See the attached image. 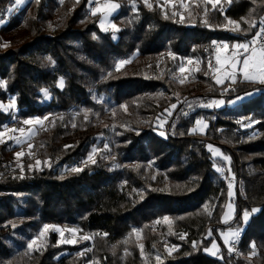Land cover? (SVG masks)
I'll return each mask as SVG.
<instances>
[{
  "label": "trees",
  "instance_id": "obj_1",
  "mask_svg": "<svg viewBox=\"0 0 264 264\" xmlns=\"http://www.w3.org/2000/svg\"><path fill=\"white\" fill-rule=\"evenodd\" d=\"M115 1L113 39L96 14L87 16L88 0H36L20 10L0 0V21L7 18L0 35L9 42L0 45V103L14 96L18 118L55 116L32 139L21 169L9 165L26 145H0V264H264V82L218 84L207 63L215 42L255 36L264 0H181L180 15L158 0ZM179 57L200 60L195 81L171 78ZM120 60L128 62L116 68ZM45 90L52 98L43 104ZM219 99L222 108H197ZM169 110L159 135L156 121ZM9 119L0 108V129ZM197 119L204 133L192 131ZM209 146L228 162L213 159ZM91 154L79 171L69 169ZM214 165L235 179L227 222L229 186ZM44 223L96 234L75 245L48 234L29 252ZM242 228L234 258L219 234ZM213 242L220 258L205 252Z\"/></svg>",
  "mask_w": 264,
  "mask_h": 264
},
{
  "label": "rangeland",
  "instance_id": "obj_2",
  "mask_svg": "<svg viewBox=\"0 0 264 264\" xmlns=\"http://www.w3.org/2000/svg\"><path fill=\"white\" fill-rule=\"evenodd\" d=\"M33 1H36V0H23V2L20 4H16L15 2L14 7L17 8V10H20L22 7H24L25 5ZM158 1L160 2L162 9L166 8L172 14L180 15V12L187 8L186 2H182L181 0H158ZM218 1L219 0L213 1L212 4L215 5ZM145 2L147 3L148 0H145ZM110 5H118L119 7V3L116 2L115 0H88V3L86 4V13L88 17H92L93 15L96 14L98 16L97 26L99 30L101 32H111L113 39H115L117 36L116 32L118 31L119 27L114 23L113 18L118 12V7H116L115 9H112L111 7H109ZM6 19L1 20L2 22H0V27L6 24V21H7ZM113 25L115 26V28L113 27ZM233 25L235 28H237V25H235V23H233ZM261 30H264V16L262 17L258 31L255 34L256 37L258 36ZM0 45L4 48H7L9 46V42L6 39L5 34L0 35ZM261 48L264 49L263 47ZM235 53H237V50L235 51ZM229 56L226 55L225 47L224 48L217 47L215 55L213 54L211 59H207L210 72L212 76L214 77V80L217 83H223L225 81L233 82L237 77H239V75L232 74L229 71H225L223 68H220V66H222L223 64L229 63L230 61ZM127 62H128L127 60L118 61L116 64V68L122 67ZM217 65L219 66L220 71L218 70ZM199 66H200V60L197 58L179 57L176 68L171 73V78H173L174 80L178 82L185 81V80H189L193 82L196 80V73L199 70ZM181 68H183L184 71H180ZM253 69L256 72H260V73H263L264 71V69H262L261 66L255 67ZM61 79L62 78H59L56 82V86L58 90L62 89V87L60 86ZM4 86H5L4 82L0 80V88H4ZM253 93H256V92H253ZM146 96H151V95L146 94L145 97ZM51 98H52V95H50L48 92L47 94H45V91H42L41 98L39 99V101L43 104H46L47 102H49ZM95 101L100 102V99H96ZM223 102H224L223 99L211 100L210 103L205 105V107L216 108L219 106H223L224 104ZM0 108L4 113L10 114V119L0 129V145L3 142H11L12 146H17V147L26 145L25 151L20 150L17 153H15L14 161L12 162V164L9 165L10 169H14V168L21 169L23 155L26 153V154H29L30 156H33L32 153L30 152L32 139L36 136L37 132L44 129L48 123H53L55 116L47 113L42 116L18 118L15 116L16 106H15L14 96H9L5 103H0ZM190 110H193V109L191 108ZM169 115H170V110L165 111L164 115L161 116V118H159L156 121L155 126H156L157 133L159 135L164 134L163 127ZM45 117H47V119H45ZM25 121H32V123L26 124ZM253 124L254 123L246 124L245 128H250ZM206 126L207 124L202 119H197L194 122V128L192 129V131L204 133ZM208 148L210 150V153L213 159L221 158L225 161V164L226 162H228V158L225 159V156L221 154L219 149H216L213 146L211 147L209 146ZM93 157H94V154H91L89 157H87L84 160H80L79 162L71 166L69 169L70 170L81 169L83 166H85V164L92 162L94 160ZM42 165L43 164L39 160L34 159L30 167L31 169L38 170L41 168ZM45 165H47V162L44 164V166ZM214 169L218 174L221 175L223 179L227 181L228 186L231 185V187H229V193H228L229 203L227 204L224 210V214L222 216V221L227 222L232 218L233 213H234L233 199H234L235 179L233 175L229 172V170L226 169V166L224 168V167H217L216 165H214ZM217 169H221L222 171H217ZM65 170L66 168L60 169L61 172H64ZM256 211H257L256 209H251L249 212L250 214L253 215L254 213H256ZM243 215L245 216V214ZM244 220H247V219H244ZM46 225L50 227L48 228L47 231H44ZM240 232H241V229L226 230L224 232H220L223 234L222 241H224L223 243L225 247L227 248L228 252L230 253V255H231L232 244H234L239 238L238 235L234 236L233 234L234 233L239 234ZM41 233H43V235H41ZM48 234H54L59 243L75 245L78 242H82L85 240L92 242L96 233L89 232L86 229L80 228L75 225L59 224V223H44L36 229V232L33 234L31 240L27 242L26 246L29 252H34V251H38L39 249H41L46 239V236H48ZM135 238L137 240V244H139L140 236L138 232L135 234ZM226 240L228 241L227 243L225 242ZM33 241H35V243H33ZM30 244L32 245L31 248L29 247ZM211 247H218V246L215 242H213L211 246L208 249H206L205 252H207V254H209L210 256H214V255L216 256L217 254L211 253V250H210ZM172 250L173 248L171 246H166V248L164 249V253L169 254L172 252ZM87 264H92V262H89Z\"/></svg>",
  "mask_w": 264,
  "mask_h": 264
},
{
  "label": "crops",
  "instance_id": "obj_3",
  "mask_svg": "<svg viewBox=\"0 0 264 264\" xmlns=\"http://www.w3.org/2000/svg\"><path fill=\"white\" fill-rule=\"evenodd\" d=\"M255 39H256V36L253 37L252 39H250L248 42H245V43H233L231 46H228L225 42H215L214 45L215 44H219L221 46V48H224L225 45H227V47H225V49H226V55H228V56L230 55L229 56V60H230L229 63L223 64L222 66H220V68H223L225 71H229L232 74L239 75V77H240L241 80H245V81H261V79L264 78V71H263V73H260V72H256L253 69L255 67L260 66L258 57H257V59L255 61H253V60L250 59V61H249V67L247 69H245L244 66H243L244 59L251 57L253 50H255L257 54H259V52L262 50L261 46H257L255 44ZM239 44H247L249 47H248L247 50H245L243 48L235 47L236 45H239ZM236 50H237V53L238 54L235 53ZM215 53H216V50H215V52L213 54L215 55ZM233 65H235V67H233ZM217 67H218V70L220 71L218 65H217ZM245 73H247V77H250V78H246ZM218 84H221V83H218ZM254 94L255 93H249V94L243 95L240 99H237L236 101L232 102L230 104V106H233V105H235V104H237V103H239V102L247 99L248 97H250V96H252ZM207 104L208 103H206V104H200V105L197 106V108H199V109L206 108L207 109V107H205V105H207ZM224 105H225V103L223 104V106H219V107H216V108H222V107H224ZM208 109H211V108H208ZM246 213H248V212H246ZM249 214H250V212H249ZM249 214H248V216L246 218L247 220H244L245 219L244 218L245 217L244 215L242 216L243 217L244 226L249 222L251 216H253L255 213L253 215L252 214L249 215ZM243 228L241 230H243ZM219 235H220V237L222 239V235L223 234L220 233ZM210 250H211V253L212 254L214 253V254H217L218 255V256L217 255L216 256L214 255L212 257L220 258L219 248L218 247H211Z\"/></svg>",
  "mask_w": 264,
  "mask_h": 264
},
{
  "label": "snow or ice",
  "instance_id": "obj_4",
  "mask_svg": "<svg viewBox=\"0 0 264 264\" xmlns=\"http://www.w3.org/2000/svg\"><path fill=\"white\" fill-rule=\"evenodd\" d=\"M15 2H16V4H20V3L23 2V0H15ZM109 7H111L112 9H115L116 7H118V5H110ZM0 22H2V21H0ZM229 23H232V21H229ZM113 27L115 28L114 25H113ZM262 31H264V30H262ZM5 46H7V45H5ZM225 47H227V45H225ZM235 47L243 48V49L247 50L249 46L247 44H239V45H236ZM257 57L259 59V63H260L261 68L264 69V49H262L259 52V54H257L256 51L253 50L251 57L244 59V61H243L244 68L247 69L249 67V61H250V59L253 60V61H255L257 59ZM233 67H235V65H233ZM180 71H184V69L181 68ZM245 75H246V78H250V77H247V73H245ZM182 82L183 81H181V83ZM261 82H264V78L261 79ZM60 86L63 87V79L60 80ZM45 94H47L46 90H45ZM173 107H175V105H173ZM45 119H47V117H45ZM37 122H39V121H37ZM25 123L26 124L27 123H32V121H25ZM90 159H91V157H90ZM225 159H227V157H225ZM79 170L80 169H73V171H79ZM217 171H222V170L221 169H217ZM229 187H231V185H229ZM253 211H255V210H253ZM247 216H248V213H245V219L247 218ZM165 220H167V218H165ZM49 227L50 226L46 225L44 231H47ZM41 235H43V233H41ZM233 235L234 236H237L238 233H234ZM225 242L227 243L228 241L226 240ZM33 243H35V241H33ZM31 246L32 245L30 244L29 247L31 248ZM157 259H159V257H157Z\"/></svg>",
  "mask_w": 264,
  "mask_h": 264
},
{
  "label": "built area",
  "instance_id": "obj_5",
  "mask_svg": "<svg viewBox=\"0 0 264 264\" xmlns=\"http://www.w3.org/2000/svg\"><path fill=\"white\" fill-rule=\"evenodd\" d=\"M255 44H256L257 46H261V47L264 48V31H262V30L260 31V33L258 34V36H257L256 39H255ZM217 47H221V46H220L219 44H215V45H213V49H214V50H216ZM211 58H212V57H211L210 55L207 56V59H211ZM192 111H194V110H190V109L185 110V111L182 112V116H184V117H188ZM240 236H241V232L238 234V237H239V238H240ZM239 238H238V240H237L234 244H232V246H231V256L234 257V258L237 257V254H238V252H239Z\"/></svg>",
  "mask_w": 264,
  "mask_h": 264
}]
</instances>
